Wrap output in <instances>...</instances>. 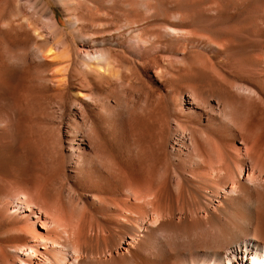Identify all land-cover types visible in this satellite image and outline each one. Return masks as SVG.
<instances>
[{"label": "bare ground", "instance_id": "bare-ground-1", "mask_svg": "<svg viewBox=\"0 0 264 264\" xmlns=\"http://www.w3.org/2000/svg\"><path fill=\"white\" fill-rule=\"evenodd\" d=\"M0 0V264H264V0Z\"/></svg>", "mask_w": 264, "mask_h": 264}, {"label": "rangeland", "instance_id": "rangeland-1", "mask_svg": "<svg viewBox=\"0 0 264 264\" xmlns=\"http://www.w3.org/2000/svg\"><path fill=\"white\" fill-rule=\"evenodd\" d=\"M50 4V6L55 9V11L58 13V16H59V19L61 20V22H63V25H64V22H65V19L63 18V15L60 11V9L51 1V0H47Z\"/></svg>", "mask_w": 264, "mask_h": 264}]
</instances>
